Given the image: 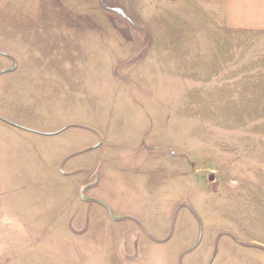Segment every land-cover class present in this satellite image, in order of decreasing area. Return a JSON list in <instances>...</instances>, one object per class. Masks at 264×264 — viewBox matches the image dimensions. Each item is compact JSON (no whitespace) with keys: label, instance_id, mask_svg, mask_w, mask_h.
Wrapping results in <instances>:
<instances>
[{"label":"rangeland","instance_id":"374dc122","mask_svg":"<svg viewBox=\"0 0 264 264\" xmlns=\"http://www.w3.org/2000/svg\"><path fill=\"white\" fill-rule=\"evenodd\" d=\"M224 0H0V264H264V35Z\"/></svg>","mask_w":264,"mask_h":264},{"label":"crops","instance_id":"0c3cea01","mask_svg":"<svg viewBox=\"0 0 264 264\" xmlns=\"http://www.w3.org/2000/svg\"><path fill=\"white\" fill-rule=\"evenodd\" d=\"M221 6L229 28L264 35V0H224Z\"/></svg>","mask_w":264,"mask_h":264}]
</instances>
